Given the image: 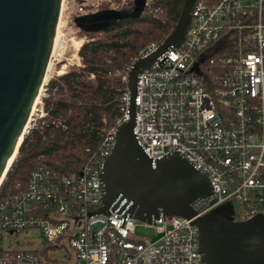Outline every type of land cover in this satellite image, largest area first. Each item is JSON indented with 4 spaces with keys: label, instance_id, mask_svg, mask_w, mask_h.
Masks as SVG:
<instances>
[{
    "label": "built area",
    "instance_id": "2783aa9c",
    "mask_svg": "<svg viewBox=\"0 0 264 264\" xmlns=\"http://www.w3.org/2000/svg\"><path fill=\"white\" fill-rule=\"evenodd\" d=\"M263 1L195 0L182 43L168 48L137 75L134 135L152 160L175 151L207 177L211 194L192 204L197 216L229 202L231 209L224 211L231 221L259 217L264 222ZM150 2L146 0L145 6ZM122 3L108 8L123 9ZM100 4L82 0L78 12L66 18L61 10L48 76L31 117L43 115L44 86L54 73L63 72L68 24L73 39L79 31L73 18L100 10ZM164 40L150 42L130 68L155 53ZM121 102L122 115L107 132L93 164L73 179L36 168L26 189L0 204V264H205L197 229L188 219L160 211L149 224L126 211L98 212L103 194L100 171L117 127L128 119V88ZM135 221L155 229L157 238L135 239ZM32 229L39 231L44 243L62 241L66 246L63 257H55L58 263L31 249L12 247L13 235Z\"/></svg>",
    "mask_w": 264,
    "mask_h": 264
},
{
    "label": "water",
    "instance_id": "95a60500",
    "mask_svg": "<svg viewBox=\"0 0 264 264\" xmlns=\"http://www.w3.org/2000/svg\"><path fill=\"white\" fill-rule=\"evenodd\" d=\"M195 0H185L180 18L159 49L136 60L128 71V119L115 133L111 152L100 171L102 206L126 211L135 220L152 223L165 216L190 220L198 232V248L205 264H264V222L254 217L233 223L224 210L197 216L192 204L210 196L207 177L177 152L152 160L134 135L137 75L170 47H178L190 25ZM146 0L131 8H104L77 15L83 32L107 29L117 21L137 17ZM62 0H0V182L28 131L32 108L44 83Z\"/></svg>",
    "mask_w": 264,
    "mask_h": 264
},
{
    "label": "trees",
    "instance_id": "16d2710c",
    "mask_svg": "<svg viewBox=\"0 0 264 264\" xmlns=\"http://www.w3.org/2000/svg\"><path fill=\"white\" fill-rule=\"evenodd\" d=\"M184 3L151 0L137 17L121 19L97 32L80 31L79 64L53 74L44 86L43 115L30 119L28 131L0 182V204L22 193L36 168L73 179L86 165L93 164L107 132L122 115L121 96L127 89L124 77L132 60L150 42L172 33ZM132 5L133 0H129L127 8ZM49 248L58 245L43 243L31 251L58 263L47 254Z\"/></svg>",
    "mask_w": 264,
    "mask_h": 264
},
{
    "label": "rangeland",
    "instance_id": "374dc122",
    "mask_svg": "<svg viewBox=\"0 0 264 264\" xmlns=\"http://www.w3.org/2000/svg\"><path fill=\"white\" fill-rule=\"evenodd\" d=\"M81 1L82 0H62V8H61L62 17L66 18L68 14L74 16L75 13L78 12ZM96 1L101 3L99 6L100 9L108 8L112 3L119 4L122 1L124 2L122 4L125 6V8H127L129 4V0H96ZM89 8L90 7H87V9ZM70 26H71L70 24H68L67 26V31H66L67 33L65 36L67 37L66 43H65L66 48H65V52L63 54V60H62L63 61L62 63H65V66L61 68L58 65L56 70L61 68L63 69L62 71H64L68 65H73V64L78 65L79 64V58L75 51V47L79 45L78 40L83 39V37L80 35L81 30L78 28L79 31L75 32V37L73 39H69V36L72 35V33H70L72 29ZM229 209H231V204L229 202H226L224 204L214 207L213 209H211L210 212L216 211V210L229 211ZM135 225H136L134 228L135 239L149 241V240H154L155 238H157L155 229L151 227L143 226L142 223L138 221H135ZM13 236L15 238V243L12 245V247L18 248V249H38V248H41L44 243L43 242L44 238L41 236L39 231L36 229H32L27 232L20 233L18 235L15 234ZM61 244H62V241L57 243L58 248L56 249L49 248L47 251V254L50 256L62 258L64 253L67 252V248L65 245H61Z\"/></svg>",
    "mask_w": 264,
    "mask_h": 264
},
{
    "label": "bare ground",
    "instance_id": "6f19581e",
    "mask_svg": "<svg viewBox=\"0 0 264 264\" xmlns=\"http://www.w3.org/2000/svg\"><path fill=\"white\" fill-rule=\"evenodd\" d=\"M76 43H77V41H76ZM78 44L80 45V44H81V42H80V41H78ZM79 45H78L77 47H75V51H76V50L78 51V47H79ZM47 76H48V74L46 73V74H45L44 81L47 79Z\"/></svg>",
    "mask_w": 264,
    "mask_h": 264
},
{
    "label": "flooded vegetation",
    "instance_id": "af4514ba",
    "mask_svg": "<svg viewBox=\"0 0 264 264\" xmlns=\"http://www.w3.org/2000/svg\"><path fill=\"white\" fill-rule=\"evenodd\" d=\"M229 219H230V216H229ZM230 221H231V219H230ZM231 222H233V221H231ZM233 223H235V222H233Z\"/></svg>",
    "mask_w": 264,
    "mask_h": 264
},
{
    "label": "crops",
    "instance_id": "0c3cea01",
    "mask_svg": "<svg viewBox=\"0 0 264 264\" xmlns=\"http://www.w3.org/2000/svg\"><path fill=\"white\" fill-rule=\"evenodd\" d=\"M76 53H77V50H76Z\"/></svg>",
    "mask_w": 264,
    "mask_h": 264
}]
</instances>
